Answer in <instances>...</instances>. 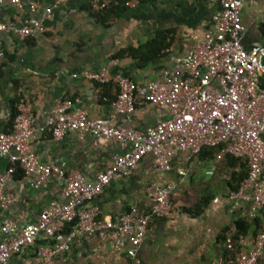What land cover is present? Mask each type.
<instances>
[{
    "label": "crops",
    "instance_id": "crops-1",
    "mask_svg": "<svg viewBox=\"0 0 264 264\" xmlns=\"http://www.w3.org/2000/svg\"><path fill=\"white\" fill-rule=\"evenodd\" d=\"M29 1L22 0V8L0 4V21L15 15L22 20L38 18L45 7L51 6V16L43 20V33L21 38L8 31L0 36V131L11 128L19 96L31 105L38 125L44 124L55 103L68 97L76 100L74 107L84 109L91 117H106L114 124L134 129H144L166 118L165 110L144 102H138L131 114H114L110 100L116 96L115 86H101L73 74L107 65L111 73H120L137 83L158 79L163 68L189 50L195 37L203 36L211 15L220 7L218 0H128L127 7L121 0H98L107 5L117 3L114 11H107L99 19L92 13L94 0H33L38 6L33 15ZM241 18L244 47L264 46V0L245 2ZM154 37L166 44L160 48L161 55L140 61V53H153L158 41L152 43L155 46L147 44L148 48L143 47L139 53L136 50ZM119 52L122 54L117 56ZM34 149L42 162H64L68 171H78L90 180L110 164L114 154L122 152L112 142L94 147L91 136L80 138L73 132L54 140L49 131L35 138ZM154 166L155 158L146 155L127 177L111 180L94 199L101 216L114 218L132 207L138 213L146 211L151 206L148 186L153 181L172 182L174 209L194 206L205 197L210 199L198 214L182 209L177 219L167 216L151 220L137 250L141 264H216L224 249L223 230L233 227L237 218L247 217L252 202L241 201L237 206L229 202L228 174L215 157L189 156L181 151L172 159L170 170L158 173ZM6 167L7 159L0 156V175ZM180 170L187 174L180 175ZM61 187L62 181L57 178L33 188L23 175L14 176L6 190L15 200L8 209H0V224L4 218L20 226L34 221L49 201L59 198ZM243 247H249L247 240ZM19 260V256L11 258L14 264ZM57 263L130 264V258L124 248L93 235L74 240ZM260 264H264V254Z\"/></svg>",
    "mask_w": 264,
    "mask_h": 264
},
{
    "label": "built area",
    "instance_id": "built-area-1",
    "mask_svg": "<svg viewBox=\"0 0 264 264\" xmlns=\"http://www.w3.org/2000/svg\"><path fill=\"white\" fill-rule=\"evenodd\" d=\"M218 1L220 7L211 15L203 36L195 37L189 50L163 68L158 79L137 83L120 73H111L107 65L73 74L100 84L114 83L117 93L110 100L114 114H131L138 102L167 112L166 118L144 129L117 125L106 117H91L84 109L74 107L76 100L69 97L55 103L44 124L38 125L31 105L18 97L11 128L0 131V156L7 159L0 175V209H8L15 200L6 186L18 168L33 188L45 186L52 178L61 180L62 187L59 198L49 201L34 221L20 226L14 220L3 219L0 264H14L13 256L20 257L17 264H58L59 256L74 240L93 235L124 248L130 264H141L137 250L151 220L167 216L177 219L182 213L181 207L174 209L171 204L175 185L153 181L147 188L151 201L148 210L138 213L132 207L114 218L101 216L94 199L111 180L127 177L146 155L155 158L158 173L170 170L179 152L198 156L204 146H220L215 156L218 162L225 154L245 158L247 176L236 191L229 192L228 200L233 206L250 201L246 216L253 218L262 213L264 218V46L247 49L243 45L241 9L248 0ZM6 3L23 6L22 0H0V4ZM106 6L94 0L93 10ZM28 9L32 15L37 13V3L29 1ZM50 16L51 6L32 20L15 15L0 21V36L8 31L21 38L36 36L44 32L43 20ZM46 131L54 140H60L66 132L80 138L89 135L94 147L112 142L122 152L114 154L110 164L90 180L78 171H68L64 162L41 161L34 140ZM179 174L185 176L187 171L180 170ZM66 224H71L70 229L63 231ZM245 240L247 248L243 247ZM238 244L240 250H234L228 263L221 256L216 264H260L264 224L256 234L240 238ZM226 245L233 249L230 238Z\"/></svg>",
    "mask_w": 264,
    "mask_h": 264
},
{
    "label": "trees",
    "instance_id": "trees-1",
    "mask_svg": "<svg viewBox=\"0 0 264 264\" xmlns=\"http://www.w3.org/2000/svg\"><path fill=\"white\" fill-rule=\"evenodd\" d=\"M121 4L124 7H127V3L128 0H121ZM116 5L117 3L113 2V3H109L106 7L100 9V10H93V14L95 17L101 19V17L103 16L104 13H106L107 11H114L116 9ZM154 41H158L159 45H154L152 43H157ZM148 45H154L155 46V51H153V53L151 54H147V55H143L142 53H140L139 55V60L142 62H147L148 59L153 58L152 56L156 57V56H160L161 55V49L160 48H165L166 44H163L162 40L160 38H152L150 39L146 45L141 46V49L136 50L137 53L141 52L143 47H147ZM161 46V47H160ZM148 48V47H147ZM122 52H119L117 56L121 55ZM147 56V57H145ZM100 84V83H99ZM101 86H105V85H114V83L112 82H108V83H104V84H100ZM117 93V91H116ZM18 98L16 97L15 99V106L13 108V112H12V119L14 118V115L16 114V103H17ZM220 150V146H204L201 149V152L199 153V156L201 155L202 157H210V158H214L218 152ZM223 161H222V169L227 171L228 174V179L226 180V185H227V189L228 192L231 191H236L242 180L247 176L248 173V164H247V160L245 158L242 157H234L230 154H225L223 157ZM15 177H19L22 176V171L20 170V168H18L15 173H14ZM210 198H203L199 201V203H197L194 206H190V207H186L183 206L182 209L188 211V212H193L194 214H198L202 208L204 207L205 204L208 203ZM172 200V196H171V204L174 205ZM264 224V218L262 216V213H259L258 215L254 216L253 218H248V217H239L234 221V226L233 227H227L223 230L222 234H221V239L224 242V249H223V253L222 256L225 259V263L232 259L234 257V253L235 251H239L241 248V245L238 244V240L248 234H256L258 232V230L261 228V226ZM71 224H66L65 227L63 228V231H68L70 229ZM230 238L233 244V249H229L227 248L226 245V239ZM40 242H44V241H40ZM235 250V251H234Z\"/></svg>",
    "mask_w": 264,
    "mask_h": 264
}]
</instances>
